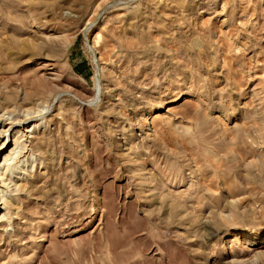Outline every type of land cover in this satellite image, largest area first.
Masks as SVG:
<instances>
[{"label": "rangeland", "instance_id": "374dc122", "mask_svg": "<svg viewBox=\"0 0 264 264\" xmlns=\"http://www.w3.org/2000/svg\"><path fill=\"white\" fill-rule=\"evenodd\" d=\"M12 150L0 264H264V0H0Z\"/></svg>", "mask_w": 264, "mask_h": 264}, {"label": "bare ground", "instance_id": "6f19581e", "mask_svg": "<svg viewBox=\"0 0 264 264\" xmlns=\"http://www.w3.org/2000/svg\"><path fill=\"white\" fill-rule=\"evenodd\" d=\"M43 108H39V109H35V110H25L26 113L25 114H32V113H38V114H41ZM9 119V118H8ZM40 123H37L35 125H33L32 127V130H34L36 127H39ZM29 131V130H27ZM16 143V141H15ZM14 143V144H15ZM16 151L12 150V153L5 156L4 159H3V166L0 167V182H1V189H0V200H2V205L5 207L9 204H11L10 202V199H9V195H8V188L10 187V183L13 182L12 185H15V187L17 186L18 187V184H16V180L17 179H14L13 176H12V173H13V169H15L14 166L11 165V163H7L8 161L10 162V160L12 161L13 160V154H15ZM24 169V168H23ZM25 171V170H24ZM15 181V182H14ZM14 190V189H13ZM244 234V233H243ZM247 234V233H246ZM253 236V234H252Z\"/></svg>", "mask_w": 264, "mask_h": 264}]
</instances>
